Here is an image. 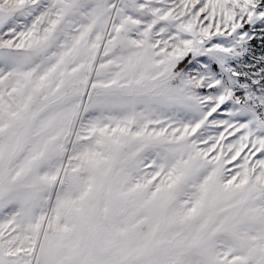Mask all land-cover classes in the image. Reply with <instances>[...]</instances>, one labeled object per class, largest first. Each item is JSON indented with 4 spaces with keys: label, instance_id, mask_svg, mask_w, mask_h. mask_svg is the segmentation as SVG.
Wrapping results in <instances>:
<instances>
[{
    "label": "snow or ice",
    "instance_id": "6c2138e0",
    "mask_svg": "<svg viewBox=\"0 0 264 264\" xmlns=\"http://www.w3.org/2000/svg\"><path fill=\"white\" fill-rule=\"evenodd\" d=\"M0 264H264V0H0Z\"/></svg>",
    "mask_w": 264,
    "mask_h": 264
}]
</instances>
